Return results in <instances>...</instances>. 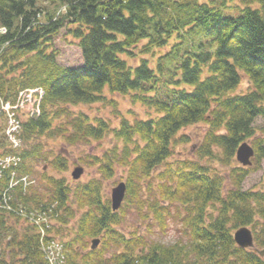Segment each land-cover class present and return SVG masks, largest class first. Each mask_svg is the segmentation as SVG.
Here are the masks:
<instances>
[{"label":"trees","instance_id":"1","mask_svg":"<svg viewBox=\"0 0 264 264\" xmlns=\"http://www.w3.org/2000/svg\"><path fill=\"white\" fill-rule=\"evenodd\" d=\"M0 24V100L14 105L22 91H43L23 117L17 149L0 115V160L17 158L0 165V264H51L57 241L53 264H264L233 240L247 227L264 249V185L242 188L264 157L254 128L264 118V0H0ZM62 30L80 50L79 67L57 62ZM113 95L150 116H123ZM103 103L118 115L116 127L74 108ZM196 124L204 131L195 159L175 160V147L191 138L181 131ZM106 137L114 144L101 155L80 158L97 177L72 185L34 170L40 162L67 171L65 153L49 150V141L65 147ZM245 142L254 155L242 167L235 152ZM119 168L125 195L113 211L102 182ZM127 212L162 232L177 218L184 241L125 235Z\"/></svg>","mask_w":264,"mask_h":264},{"label":"rangeland","instance_id":"2","mask_svg":"<svg viewBox=\"0 0 264 264\" xmlns=\"http://www.w3.org/2000/svg\"><path fill=\"white\" fill-rule=\"evenodd\" d=\"M44 9L47 11H52L54 7H49L48 3H44ZM3 29L0 28V35ZM2 33V34H1ZM66 32L62 30L60 34L56 37L54 44L55 48L58 51L57 62L63 67L76 68L81 66L82 58L80 50L75 46L70 44V40L66 39ZM3 47H0L2 50ZM135 64V63H133ZM246 85H242L241 89H244ZM117 101V111L123 116L131 119L132 115H136L137 118L146 119L150 116L149 111L145 108L140 107L139 105H132L127 98H123L119 95H113L112 97ZM75 110H81L89 117H101L105 119H110L111 125L116 127L118 121L116 117L118 115L113 113V107L108 104H94V105H79L74 107ZM36 109V108H35ZM254 128L256 132L255 137L264 138V118L258 117L255 119ZM204 131V127L202 124H196L192 126H188L183 129L181 133L188 134L191 138L190 141L183 145H177L175 147V160H183V159H195L196 148L198 147L199 142H197V138ZM59 141H49L48 149L52 150L54 153L62 152L65 153V156L68 160V168L67 171L57 173L53 170L49 169L47 166H44L43 163H35L34 170L37 172L46 171L47 174L53 175L56 178H64L68 183L72 185L79 181L85 182L88 181L92 177H97L96 171L87 167L83 163L80 162V158H84L86 155H101L102 152L112 146L114 141L111 140V137H106L101 142L91 141L90 143L80 144L75 146H65L61 147ZM250 144V142H248ZM193 157V158H192ZM237 162V161H236ZM236 164H239L238 162ZM259 169L247 176L243 183V189H258L259 187L264 185V157L260 161ZM81 167L83 169L82 175L78 180L73 181L71 178V173L74 168ZM214 167L220 172H226L227 168L221 166L218 163L214 164ZM43 169V170H42ZM125 171L124 169L119 168L110 179L103 180V195L105 198L110 200L111 189L114 188L119 182H124ZM35 179V185L37 184L36 176L33 177ZM76 220H72L68 228H71V232L75 229ZM166 231L162 232L156 225L152 226L149 230L146 228L144 221L138 217L136 212H127L125 222L123 223V228L125 235H130V232L137 230L140 234H144L149 240L157 241L163 243L165 245L174 244L178 240L184 241V236L181 234V227L179 221L176 219L170 220L166 227ZM137 233V232H136ZM63 234L67 235L66 232ZM66 238V237H65Z\"/></svg>","mask_w":264,"mask_h":264},{"label":"water","instance_id":"3","mask_svg":"<svg viewBox=\"0 0 264 264\" xmlns=\"http://www.w3.org/2000/svg\"><path fill=\"white\" fill-rule=\"evenodd\" d=\"M254 155V151L251 146L245 142L238 146L235 152L236 161L242 166H251V159ZM83 169L81 167H76L71 173L73 180L79 179L82 175ZM125 195V184L119 183L117 186L111 190V209L117 211L121 206V203ZM233 240L235 244L241 249H253L260 257H264V249L258 250L254 248L253 235L250 229L247 227H241L237 229L233 234ZM99 244V240L91 241V249H95Z\"/></svg>","mask_w":264,"mask_h":264},{"label":"built area","instance_id":"4","mask_svg":"<svg viewBox=\"0 0 264 264\" xmlns=\"http://www.w3.org/2000/svg\"><path fill=\"white\" fill-rule=\"evenodd\" d=\"M1 29H3V31H1L3 34L6 32V29L4 27H0ZM1 33V34H2ZM33 94H39L41 95L42 92L40 90H28L27 92H23L20 93V100H19V104L21 106L26 105L29 109H31V114L33 113V109H32V105H33V99H32V95ZM17 106H10L9 104L5 103H1L0 104V112L4 113L6 120H7V127L5 129V136L8 140V142L12 145V147L16 148L19 146L20 144V140L17 137L18 133H19V122L16 118V114L15 111H13V109H16ZM17 159L15 157H5L3 158V160H0V165L1 166H5L7 167L8 165H10L11 163H16ZM48 256L50 258L53 257L52 252L50 251L48 253Z\"/></svg>","mask_w":264,"mask_h":264}]
</instances>
